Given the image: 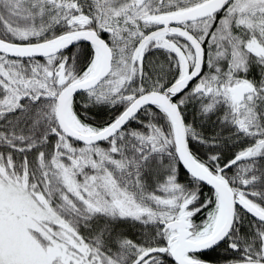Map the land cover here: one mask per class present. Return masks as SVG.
Instances as JSON below:
<instances>
[{
	"label": "snow or ice",
	"instance_id": "6c2138e0",
	"mask_svg": "<svg viewBox=\"0 0 264 264\" xmlns=\"http://www.w3.org/2000/svg\"><path fill=\"white\" fill-rule=\"evenodd\" d=\"M0 264H264V0H0Z\"/></svg>",
	"mask_w": 264,
	"mask_h": 264
},
{
	"label": "trees",
	"instance_id": "16d2710c",
	"mask_svg": "<svg viewBox=\"0 0 264 264\" xmlns=\"http://www.w3.org/2000/svg\"><path fill=\"white\" fill-rule=\"evenodd\" d=\"M200 217H197V219H199Z\"/></svg>",
	"mask_w": 264,
	"mask_h": 264
}]
</instances>
